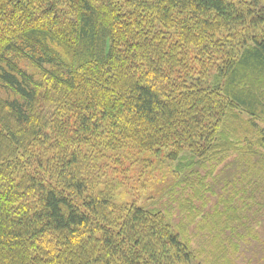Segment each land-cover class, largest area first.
<instances>
[{
  "label": "trees",
  "instance_id": "trees-1",
  "mask_svg": "<svg viewBox=\"0 0 264 264\" xmlns=\"http://www.w3.org/2000/svg\"><path fill=\"white\" fill-rule=\"evenodd\" d=\"M238 29L239 50L222 56L217 35ZM181 48L202 54L198 81ZM59 118L79 122L86 146L47 143ZM261 121L264 0H0V264H192L159 212L115 199L119 175L94 167L109 170L112 152L139 165L166 147L190 166L232 149L264 174Z\"/></svg>",
  "mask_w": 264,
  "mask_h": 264
},
{
  "label": "rangeland",
  "instance_id": "rangeland-1",
  "mask_svg": "<svg viewBox=\"0 0 264 264\" xmlns=\"http://www.w3.org/2000/svg\"><path fill=\"white\" fill-rule=\"evenodd\" d=\"M241 32V29L223 30L217 35L218 40L221 39V47L225 46V50L218 53L225 57L238 51ZM181 49L180 64L188 69L186 82L198 81L202 70L199 56L202 54L198 50L188 53ZM185 59L187 61L182 63ZM180 70L177 69L171 79L181 82ZM246 120L249 121V118ZM78 124L73 118L69 122L59 118L60 129L49 133L47 143L57 140L66 149L70 145L86 146V142L77 139L76 134L81 133ZM258 124L257 132L264 131V121ZM64 134L67 139H64ZM102 134L98 136V141L107 143L104 128ZM79 136L83 139L85 135ZM71 138L74 139L73 145L70 144ZM113 144L117 148L118 143L113 141ZM39 147L38 143L32 142L25 150L19 151L17 158L26 167L36 165L35 156ZM171 150L163 147L160 151L145 152L139 165L123 163L120 153L112 152L109 159L101 162L109 170L99 164L94 169L97 168L98 176L104 171L119 175L120 182L113 188L118 201L124 200L129 205L159 212L166 224L171 226L173 234L192 249L195 257L192 264H264V174L260 172L254 176L245 172L250 168L258 172V165H247L242 161L243 152L231 149L217 160L200 163L199 159H195L197 163L188 166L191 163L189 157L175 162L168 159ZM255 150L260 148L255 147ZM49 154L55 157L57 150L50 149ZM95 155L97 161L105 157L97 151ZM57 163L55 161L53 166ZM17 167L13 164L11 172ZM35 176L38 180L50 181L51 176L56 177V174L51 168L46 172L38 168ZM110 177H104L105 183L100 189H105ZM93 181L92 177L88 179L89 186Z\"/></svg>",
  "mask_w": 264,
  "mask_h": 264
}]
</instances>
